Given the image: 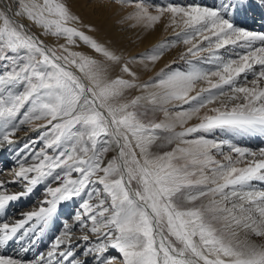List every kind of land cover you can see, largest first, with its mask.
<instances>
[{"label":"snow or ice","instance_id":"obj_1","mask_svg":"<svg viewBox=\"0 0 264 264\" xmlns=\"http://www.w3.org/2000/svg\"><path fill=\"white\" fill-rule=\"evenodd\" d=\"M116 2L133 28L179 31L130 54L66 0H0V145L44 121L0 179V212L48 182L38 210L0 222V264H264V147L234 142L264 137V31L242 24L264 0ZM178 44L183 63L155 70ZM66 205L46 252L11 247Z\"/></svg>","mask_w":264,"mask_h":264},{"label":"bare ground","instance_id":"obj_2","mask_svg":"<svg viewBox=\"0 0 264 264\" xmlns=\"http://www.w3.org/2000/svg\"><path fill=\"white\" fill-rule=\"evenodd\" d=\"M208 2H211V0H208ZM66 3H68V5L70 6L72 12L75 15L80 17L79 25L81 27H84V29H88L86 26L91 25L94 31H90V33L94 34L95 37H97L98 39L106 43H109L111 46L114 45V47L123 46L124 49H126L125 39H127V41L129 39H131L132 41H139L142 45H147L150 43L157 44L165 40L170 34H175L173 32L179 31V29L165 27L164 23L157 24L154 29H144L142 26H137L133 28L131 27V24H133L134 22L127 21L124 19V17L127 15L126 13L127 11L122 10V8L120 9V7L117 6L116 2H112L110 0H66ZM253 13L254 12H252L251 15H249L246 19L242 21L243 26L248 27L250 30H252L251 28L254 27V28H257L256 31H264V25L261 27V24H259V23H264V15L262 14L261 17L259 16L262 19V21L260 20L253 21L254 18L256 17L253 15ZM261 13H264V9H261L260 14ZM115 20L116 22H118L117 25L119 24L122 26L128 25V28L122 31L120 30V28L114 27ZM25 22H28V21H25ZM82 49L84 50V48ZM223 51L224 50H221L222 53ZM237 51H239V49H237ZM172 52L171 54H167L165 58L163 57L160 60V62H158L157 64H161V63L168 64V63H171L172 61H180L179 59L180 51L175 50L173 53ZM201 55L207 56L208 54L201 53ZM155 70H157V65H156ZM196 122L197 121L193 120V121H190L189 123L191 124V123H196ZM41 123H44V121H40V124ZM215 135L217 138H229V137H226L225 134H223L220 131H217ZM16 136L17 137L14 138L17 141L16 144L12 146H8L6 144L0 145V169L3 170V172L5 173L4 176H0V179H8V180L12 179V176L8 175L7 173L9 172V170L16 169L18 167L16 164L17 157L15 154V150L18 149L22 144L24 145L25 143H28L32 138L31 136H26L24 134H19V135L16 134ZM260 139H262V141ZM234 142L237 143L238 146H242V147H246V145H249V144H253V147H256L257 146L256 144L261 145L262 142H264V137L238 136L235 138ZM28 162L30 163L31 161H28ZM38 185L34 187L33 192H36ZM46 185H48V183ZM6 191H8L9 193H16V192L23 191V188H20L16 184H12L7 187ZM26 199L32 201V198L27 195L26 197H22L18 201H14V203H19L20 201H23ZM32 203L33 205L37 207V210L41 206V202L33 201ZM10 204H12V202H10ZM58 211L60 210L58 209ZM64 211H65V208H64ZM27 212H30V210L20 209L17 206V204L15 206L8 205L7 208L3 212H0V222H15L19 219H23L24 218L23 214ZM55 220L57 219H54V221ZM54 221H52L50 225L48 226V228L45 229L43 235H39L38 232L36 234H29V236H25L24 240L21 241L27 244L26 247H28V244L31 243L30 242L31 239H34L35 241V243L30 247L31 251L25 254L27 258H32L34 255H37L38 253H41V252H46L48 249L44 250L43 246L49 245L52 239L54 238V236L59 235L53 229ZM29 223L33 224V223H36V221L34 220ZM27 227L28 225L25 226V228ZM39 227L40 225L37 224V228ZM24 231L25 229H21V232H24ZM27 240H29V242ZM36 243H38L37 244L38 246H35ZM40 245H43L42 248H40ZM15 246L16 245H13V247Z\"/></svg>","mask_w":264,"mask_h":264},{"label":"rangeland","instance_id":"obj_3","mask_svg":"<svg viewBox=\"0 0 264 264\" xmlns=\"http://www.w3.org/2000/svg\"><path fill=\"white\" fill-rule=\"evenodd\" d=\"M110 1H112V2H116V0H110ZM147 2L148 3H164V2H167L166 0H147ZM117 3V2H116ZM117 6L118 7H120V9L122 8V10H126L127 12L126 13H128L129 11H130V9L127 7V6H122L121 4H119V3H117ZM260 11H261V8H257V9H255V11L253 10V15L254 16H256L255 18H254V20L253 21H262V19L260 18L261 17V15H262V13L260 14ZM251 15V14H250ZM260 16V17H259ZM122 20H123V18H122ZM252 21V22H253ZM25 22V21H24ZM26 24H30V22L28 21V22H25ZM117 23L118 22H116V20L114 21V27H118V28H120V30H122V31H124V30H126L127 28H128V25L127 26H122V25H117ZM78 27H80L81 28V30H84L86 33H88L89 35H92V36H95L94 34H92V33H90V31H88V29H84V27H81L80 25H77ZM252 30H257V28H254V27H252L251 28ZM33 31H35V32H37V34L39 35V33H40V29H37V28H35V27H33ZM173 33H176V32H173ZM174 36H175V34H170L165 40H163V41H166V40H170V39H172V38H174ZM55 38V39H54ZM41 39H44L45 40V43L46 44H48L49 46H52V47H55V46H58L59 44H61V43H64V40L61 38V39H57L56 37H53V36H41ZM125 43H126V51L128 52V53H130V54H135V53H140V52H143V51H145L146 49H148V48H150V47H152L153 45H155V44H147V45H142L139 41H132L131 39H129L128 41H127V39H125ZM114 46V45H113ZM116 46V45H115ZM117 47H121V48H123L124 49V47L123 46H117ZM82 48H84V50L82 49ZM186 48V46L185 45H183V44H178L177 45V47L176 48H173V49H171L170 51H168V52H166L165 53V55H164V58L166 57V55L167 54H171V52L173 51H175V50H179L180 52L181 51H183L184 49ZM74 50H77V51H89L88 50V47L87 46H85V45H83L82 43L80 44V47L79 48H77V49H74ZM172 52V53H173ZM160 62V61H159ZM177 64H182V62H181V60L180 61H175ZM164 65H165V63H161V64H157V70H159L160 68H162V67H164ZM150 74V73H149ZM148 74V75H149ZM154 74V72L152 73V74H150V75H153ZM145 79L147 78V76H145L144 77ZM249 78H251V77H249ZM156 118L157 119H162L163 117H162V114H157V116H156ZM37 124H40V121H33L31 124H29V125H25V126H23V127H21L20 128V130L18 131V133H17V135H19V134H24V135H26V136H31L32 138H31V140H35L36 138H37V136H38V133L35 131V127H36V125ZM42 124V123H41ZM22 131V132H21ZM15 137H17V136H15ZM14 137V138H15ZM261 141H262V139H260ZM264 142H262V146L261 145H258V144H256L257 146L256 147H253V144H249V145H246V147H249V148H251L253 151H255V150H257L258 148H260V147H263L264 145ZM43 145L42 144H37L36 145V147L37 148H39V147H42ZM23 147V144L19 147V148H22ZM49 153L51 154V150H49ZM0 171H2L3 172V170H1L0 169ZM48 182H44V183H41V184H39L38 185V187H37V190H36V192H33L32 194L30 193L28 196L29 197H31L32 198V201H30V200H23V201H20L19 203H14V202H12V204H10L9 203V205H12V206H15L16 204H17V206L20 208V209H25V210H30V211H33V210H37V207L35 206V205H33V201H35V202H42V200L44 199V198H46L45 197V189H46V187H47V184ZM16 185H18L20 188H23L22 187V185H20V184H16ZM71 207H74V205H66V206H64V207H62V208H60L59 210L60 211H58V213H57V215L59 216V220H53L54 222V225H53V229H54V231L57 233V234H60V231L62 230V225H61V222L60 221H62V220H65V219H67V212L70 210V208ZM64 208H65V211H64ZM51 223V222H50ZM50 223H49V225H50ZM69 223H71V221H69ZM48 225V226H49ZM48 226L46 227V228H48ZM45 228V229H46ZM77 234H79V233H77ZM34 239H31V241H33ZM28 242H29V240H27ZM22 244H24V246H27V244L25 243V242H21ZM20 243V244H21ZM19 243H16V244H12L11 245V247L12 248H15V249H19V246H20V244L18 245ZM34 243H29L28 244V247H31L32 245H33ZM38 243H36V245L35 246H38L37 245ZM13 245H16L15 247H13ZM44 245V244H43ZM43 245H40V248H42V246ZM50 245V244H49ZM49 245H47V246H43L44 248V250H47L48 249V247H49ZM17 247V248H16ZM32 255V254H31ZM35 256V255H34Z\"/></svg>","mask_w":264,"mask_h":264}]
</instances>
